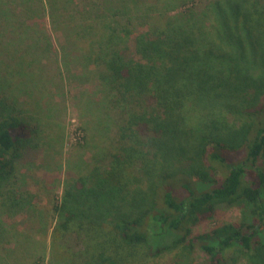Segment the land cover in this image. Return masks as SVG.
I'll return each instance as SVG.
<instances>
[{
    "label": "trees",
    "instance_id": "1",
    "mask_svg": "<svg viewBox=\"0 0 264 264\" xmlns=\"http://www.w3.org/2000/svg\"><path fill=\"white\" fill-rule=\"evenodd\" d=\"M200 2L139 31L120 11L91 35L74 0H0V63L84 64L114 132L101 165L68 179L61 201L47 197L50 238L21 241L37 264L49 244L54 258L85 264H231L234 251L264 264V0ZM205 98L215 105L201 109ZM33 130L0 92L3 180ZM11 199L43 229L39 205ZM232 207L250 218L216 222Z\"/></svg>",
    "mask_w": 264,
    "mask_h": 264
},
{
    "label": "rangeland",
    "instance_id": "2",
    "mask_svg": "<svg viewBox=\"0 0 264 264\" xmlns=\"http://www.w3.org/2000/svg\"><path fill=\"white\" fill-rule=\"evenodd\" d=\"M74 1L81 11L80 18L87 20L88 25L95 24V28L89 29L91 35L102 27L100 23L105 27L116 25L115 20L124 17L120 11L127 13L139 31L153 16L162 15L167 20L187 5L201 4L200 0ZM74 14L70 12V16ZM4 42H7L5 36ZM54 43L58 44V40ZM66 46L73 47L69 42ZM67 66L72 68V73L68 72ZM84 67L81 63H71V66L70 63H0V92L14 99L35 129L30 142L32 148L27 149L15 176L6 180L0 178V264H37L40 255L35 256L28 247L34 244L32 240H44L46 234L50 238L52 229L48 232L47 229L53 224L49 226L51 220H46L50 204L47 197L54 196L61 201L66 181L77 178L80 173H89L93 163L101 165L102 151L114 142V132L101 116L103 109L99 104L104 97L93 84L95 77H87L90 72ZM85 84L89 88L82 90ZM94 92L99 94L96 99ZM91 99L99 100V103L95 105ZM198 105L201 109H209L215 102L205 98ZM78 132L79 140L76 139ZM11 196H27L39 205L41 216L38 219L46 222L42 223L43 229L33 213L23 210L26 207L18 212L9 209ZM249 214L239 207H232L223 210L216 222L246 220L250 218ZM213 224V221L207 222L199 231H208ZM21 241H27L26 250ZM37 251L40 254L39 248ZM45 256L43 264H85L79 259L54 258L50 244ZM229 257L231 264H249L246 256L238 251Z\"/></svg>",
    "mask_w": 264,
    "mask_h": 264
},
{
    "label": "built area",
    "instance_id": "3",
    "mask_svg": "<svg viewBox=\"0 0 264 264\" xmlns=\"http://www.w3.org/2000/svg\"><path fill=\"white\" fill-rule=\"evenodd\" d=\"M79 134H80V132H78V133L76 134V139H77V140H79V138H80Z\"/></svg>",
    "mask_w": 264,
    "mask_h": 264
}]
</instances>
